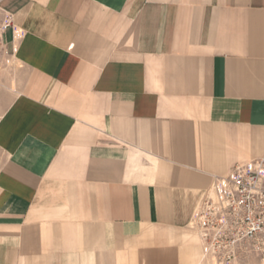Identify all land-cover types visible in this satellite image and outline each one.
<instances>
[{"label": "crops", "instance_id": "1", "mask_svg": "<svg viewBox=\"0 0 264 264\" xmlns=\"http://www.w3.org/2000/svg\"><path fill=\"white\" fill-rule=\"evenodd\" d=\"M5 13L0 264H201L202 191L264 157V0Z\"/></svg>", "mask_w": 264, "mask_h": 264}, {"label": "built area", "instance_id": "2", "mask_svg": "<svg viewBox=\"0 0 264 264\" xmlns=\"http://www.w3.org/2000/svg\"><path fill=\"white\" fill-rule=\"evenodd\" d=\"M9 28L13 38L19 36L12 16L5 13L0 20V76L10 66L4 39ZM191 222L201 244V261L231 264L250 252L264 262V157L213 177L201 193Z\"/></svg>", "mask_w": 264, "mask_h": 264}, {"label": "rangeland", "instance_id": "3", "mask_svg": "<svg viewBox=\"0 0 264 264\" xmlns=\"http://www.w3.org/2000/svg\"><path fill=\"white\" fill-rule=\"evenodd\" d=\"M7 71L9 72V74H7V76L9 77V80L11 82V79L14 76L13 66H11ZM9 80H8V83H10ZM196 235H197V233H196ZM201 264H210V263L206 262V261H201ZM231 264H264V262L261 260V258L259 256H257V254L248 252V253H244V255L240 256V258L237 260L236 263H231Z\"/></svg>", "mask_w": 264, "mask_h": 264}, {"label": "bare ground", "instance_id": "4", "mask_svg": "<svg viewBox=\"0 0 264 264\" xmlns=\"http://www.w3.org/2000/svg\"><path fill=\"white\" fill-rule=\"evenodd\" d=\"M202 258V257H201Z\"/></svg>", "mask_w": 264, "mask_h": 264}]
</instances>
